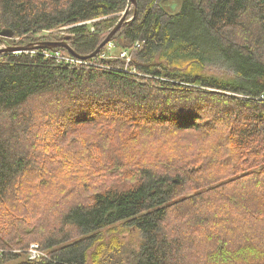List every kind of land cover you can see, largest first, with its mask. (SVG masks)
Masks as SVG:
<instances>
[{
	"label": "trees",
	"instance_id": "16d2710c",
	"mask_svg": "<svg viewBox=\"0 0 264 264\" xmlns=\"http://www.w3.org/2000/svg\"><path fill=\"white\" fill-rule=\"evenodd\" d=\"M163 2L137 0L112 36L132 50L127 69L102 58L107 46L80 65L44 54L61 47L0 52V264H95L103 230L120 224L137 228L143 241L134 252L113 246L115 260L104 264H264V0H181L174 14ZM130 5L0 0V34H12L0 41L26 46L69 35L76 52L90 55ZM64 26L67 35L53 31ZM212 63L234 76L207 73ZM45 98L49 110L34 114L30 104ZM212 108L214 116L202 114ZM57 115L55 128L41 121ZM85 130L106 140L74 134ZM117 136L125 144L153 139L152 155L164 151L153 142L171 138L180 155L160 156L161 170L137 164L128 187L96 192L88 203L64 205L77 191L62 184L50 207L61 210L49 209L59 218L47 227L38 209L52 198L43 178L52 164L69 166L66 158L85 149L95 158ZM187 139L202 145L195 155ZM98 160L106 172L88 173L86 185L130 171L128 163ZM35 239L44 255L33 260L27 251Z\"/></svg>",
	"mask_w": 264,
	"mask_h": 264
},
{
	"label": "rangeland",
	"instance_id": "374dc122",
	"mask_svg": "<svg viewBox=\"0 0 264 264\" xmlns=\"http://www.w3.org/2000/svg\"><path fill=\"white\" fill-rule=\"evenodd\" d=\"M169 2H173V3L168 7ZM163 4L173 14L179 11L181 8L180 7L181 0H164ZM92 22L89 21L87 22V24H90ZM68 28L69 26H64L59 29H55L53 31L60 35H67L69 34V32L67 31ZM48 32H52V31H48ZM14 43H15V39L12 41L2 39L0 41V47L3 44L12 46ZM122 49L128 50L130 53V57L132 59V50L125 49L124 47L119 48L115 42H111V44H108V46L105 49V52L102 53V58L105 60L110 59L111 61L120 59L122 60V64L118 65L119 67H122V68L124 67L126 69L130 68L131 60L127 62L123 58L122 59L120 58L119 54L122 51ZM56 51H59V53L64 54L63 51L65 50L63 48L62 49L60 48V50H56ZM205 71L209 74H214L216 76H221L227 79L232 78L234 76L226 68H224L220 63L208 64L205 68ZM235 96L239 97L238 95H235ZM260 99H263L262 96L260 97ZM49 103L51 102L49 101L48 98H45L43 102L37 100L30 104L29 109L33 110L34 114L40 115V114H43V112H46L49 110L48 109V107L50 106ZM196 110H199V109H195V111ZM213 111H214L213 108L206 110V111L202 110V114L205 116L207 113H210L211 116H214L215 112ZM54 120L56 122L53 120L50 121L48 117H46V118H43L41 121H46V122L49 121L51 122L52 126L55 128V125H57L58 120H60L59 115H57V118L55 117ZM220 124H222V122H219L217 125L220 126ZM34 130L38 132V129L35 128ZM74 134H76V136L79 139L88 138L89 140L93 141L96 145H98L99 142L106 140L103 138V136L95 137L96 133L91 130L79 131ZM32 135H35V137L38 138V136H36L35 133H33ZM49 137L50 136H44L43 138L37 141H40L39 144L41 145V144H44V142L48 140ZM152 141L153 139H150L148 137H143L140 139V142L138 144H132L131 142H126L125 144L121 136H117L116 140H112V142L102 143L98 147V149L94 151L95 156H96L95 158H92L90 154L87 153V150L85 149V150H82L81 152L76 151L75 153H73L72 156H69L68 158H66V160L70 162L69 166H66L63 163L52 164L54 168L51 171V175L49 176L47 174L46 176L43 177L44 179L47 180V182L48 181L50 182V186L47 189L50 191L52 198L50 200V203L46 207H42L38 209L40 213L46 215L45 221L48 222V223L46 222L47 227L48 225H50L49 223L50 220L53 222V220L55 221L56 219L59 218L58 215H55V216L51 215L49 213V209H50V212L54 214L58 213L61 210L62 205L57 206V207L55 205L52 208L50 207H51V204H52L51 202L53 198L55 197L57 192L60 190L59 188L62 184H66L77 191L75 193L74 200L69 201V203H64V205L74 204L78 200H84L85 203H88V200H91L92 195H94L96 192L114 190L118 187H128V185L132 182V178L135 179L136 177L135 169H136V166H138L137 164H139V166L141 165V163L152 165L153 167L158 166L157 169L161 170L162 168L165 167L166 160L164 161L161 160L160 156L167 157L169 154L170 155H180V152L176 150L175 148H173V144H172L173 140L171 138H168L167 143H163L159 141L153 142L156 148H158L159 150H164V151H158L154 155H152L151 153L152 151L151 149H149V148H152L153 146V144L151 143ZM186 141L189 143L190 147L188 149L184 147L183 148L186 149L189 153H192V155H195L197 151L202 148V145L195 140L193 141V140L187 139ZM146 147H149V148H146ZM129 150H133L132 155L128 152ZM144 150H148V152ZM145 153H148V154L146 156H143L145 155ZM99 158L103 160H115L113 162L114 164H127L128 163L130 164V171L128 172L127 176H125L126 175L125 174V175H114V176L100 175L99 177H93L94 180H92L90 183L86 185L85 178L87 177L88 173L92 175L93 171H97L99 173L106 172L104 171V165H103L104 162H101V160H98ZM138 158H139V161L137 162ZM72 164H74L76 168L78 167L80 168L77 171H74L71 169ZM76 168H73V169H76ZM46 170L49 171L50 166H48V168L45 169L44 171ZM40 181H45V180L41 179ZM40 196L42 197L41 203L45 204L44 194L41 193ZM38 216L39 215L37 212L36 218H34V220L32 221L33 226H34V223L37 221ZM102 237H103V244H102L103 246H102V254H101L102 256H101L100 261L97 262L93 257H91L92 260H95V264H104L105 262H109L110 260H115V257L114 255H112V252H111V249L113 248V246H120V248H122L124 251L134 252L141 245L143 241L141 234L137 228H131V227L127 228L121 224L116 225L113 228L104 229ZM35 242L38 243L39 241L35 239V241L32 243H35ZM98 248H101V243H98L94 247V249H98ZM28 251H27V256H28ZM20 255H22L21 260L24 259V257H26V255L24 254H20ZM14 263L15 262H12V264ZM90 264H92V261Z\"/></svg>",
	"mask_w": 264,
	"mask_h": 264
},
{
	"label": "water",
	"instance_id": "95a60500",
	"mask_svg": "<svg viewBox=\"0 0 264 264\" xmlns=\"http://www.w3.org/2000/svg\"><path fill=\"white\" fill-rule=\"evenodd\" d=\"M131 6H133L136 9L137 0H131V5L128 7V10L123 12V15H122L121 19L118 21L117 26L108 34L107 38L90 55H83V54L80 55L78 52H76L73 49V47L71 46V44L68 42L69 35L67 36L65 41L45 42L43 44H41V43L40 44H26V46L13 45V46H8V47H0V52L23 51V50H27V49H36V48H38L40 46H43V47L49 48V49H54L56 47H61V48L69 51L70 53H72L73 55H75L76 57H79L81 59L82 58L86 59V58L95 57V55L98 54L102 48H104L105 46H108V44H110L112 42L111 41L112 36L124 24L125 19H126V15L129 12ZM0 35L1 36H5V37H12V34L11 33H7V32H3Z\"/></svg>",
	"mask_w": 264,
	"mask_h": 264
},
{
	"label": "built area",
	"instance_id": "2783aa9c",
	"mask_svg": "<svg viewBox=\"0 0 264 264\" xmlns=\"http://www.w3.org/2000/svg\"><path fill=\"white\" fill-rule=\"evenodd\" d=\"M1 47H8V45L3 44ZM27 50H25V51H27ZM58 50H60V49H58ZM29 51L34 52L33 49H29ZM63 53L64 54H61V53H59V51H56V50H54L53 53H48V52L44 51V54H46L47 56H49V57H52V56L53 57L54 56L58 57V59L63 60L66 63L70 62L72 64H77V65L79 64L80 65V64L84 63L85 60H86V59H83V58L81 59L79 57H76L75 55H73L72 53H70L67 50L63 51ZM119 55H120L121 59L123 58L127 62H129L131 60L130 53H129L128 50L122 49V51L120 52ZM42 255H44V253L41 251L40 245L38 243H36V242L32 243L31 246H30V249L28 251V258L35 260L36 258H38V257H40Z\"/></svg>",
	"mask_w": 264,
	"mask_h": 264
}]
</instances>
